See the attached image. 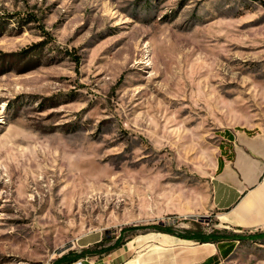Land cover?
Wrapping results in <instances>:
<instances>
[{"label": "rangeland", "instance_id": "374dc122", "mask_svg": "<svg viewBox=\"0 0 264 264\" xmlns=\"http://www.w3.org/2000/svg\"><path fill=\"white\" fill-rule=\"evenodd\" d=\"M235 127L264 130V0H0V264H53L135 224L224 229L163 199L210 194ZM176 237L73 263L177 264L199 242ZM218 264H264V237Z\"/></svg>", "mask_w": 264, "mask_h": 264}, {"label": "crops", "instance_id": "0c3cea01", "mask_svg": "<svg viewBox=\"0 0 264 264\" xmlns=\"http://www.w3.org/2000/svg\"><path fill=\"white\" fill-rule=\"evenodd\" d=\"M163 204L165 213L199 215L212 211L217 228L244 232L264 230V130L252 127L228 128L219 146L211 193L201 199L190 197L185 204L168 197L163 199ZM239 241H222L220 245L217 242H199L179 256L199 253L207 244H211L214 248L191 264L200 263L211 255H216L219 263L227 257L222 255L221 250L226 252L231 245L236 247ZM178 257L177 264L186 262Z\"/></svg>", "mask_w": 264, "mask_h": 264}, {"label": "trees", "instance_id": "16d2710c", "mask_svg": "<svg viewBox=\"0 0 264 264\" xmlns=\"http://www.w3.org/2000/svg\"><path fill=\"white\" fill-rule=\"evenodd\" d=\"M157 230L165 233L172 234L182 239L195 240L201 243L204 242H217L220 245L222 241H235V240H244V239H255L264 237V230L256 232H244V231H234L227 228L224 229H214L211 232H205L201 228H185L181 232L177 231L174 224L171 222L159 221L158 223H143L125 226L120 230V233L113 237L109 236L106 233L101 241L95 244L93 248H84L82 250H69L68 252L62 254L60 257L56 258L53 264H71L80 258L89 255H96L103 252H110L113 249L119 248L124 245L128 239L127 235H135L139 231H150ZM128 233V234H127ZM112 244L105 248H100L108 241H113ZM235 248L234 244L226 251L221 253L224 257L228 256L233 249ZM216 255H211L207 257L204 261L197 264H217Z\"/></svg>", "mask_w": 264, "mask_h": 264}, {"label": "bare ground", "instance_id": "6f19581e", "mask_svg": "<svg viewBox=\"0 0 264 264\" xmlns=\"http://www.w3.org/2000/svg\"><path fill=\"white\" fill-rule=\"evenodd\" d=\"M212 250L211 244L206 245L205 249L199 253H192L191 255L183 254L178 259L185 260L184 264H191L193 261L200 259L203 255L207 254ZM192 252V251H191Z\"/></svg>", "mask_w": 264, "mask_h": 264}, {"label": "built area", "instance_id": "2783aa9c", "mask_svg": "<svg viewBox=\"0 0 264 264\" xmlns=\"http://www.w3.org/2000/svg\"><path fill=\"white\" fill-rule=\"evenodd\" d=\"M73 264H75V263H73Z\"/></svg>", "mask_w": 264, "mask_h": 264}]
</instances>
